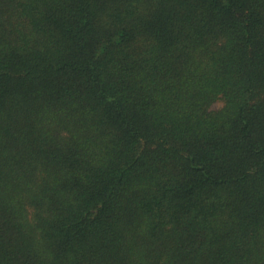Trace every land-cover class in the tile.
<instances>
[{"label":"trees","instance_id":"obj_1","mask_svg":"<svg viewBox=\"0 0 264 264\" xmlns=\"http://www.w3.org/2000/svg\"><path fill=\"white\" fill-rule=\"evenodd\" d=\"M0 264H264V0H0Z\"/></svg>","mask_w":264,"mask_h":264},{"label":"rangeland","instance_id":"obj_2","mask_svg":"<svg viewBox=\"0 0 264 264\" xmlns=\"http://www.w3.org/2000/svg\"><path fill=\"white\" fill-rule=\"evenodd\" d=\"M216 106H219L220 105V102H218L217 104H215Z\"/></svg>","mask_w":264,"mask_h":264}]
</instances>
